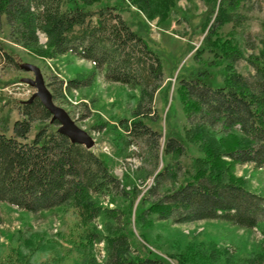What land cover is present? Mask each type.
<instances>
[{"label": "trees", "instance_id": "trees-1", "mask_svg": "<svg viewBox=\"0 0 264 264\" xmlns=\"http://www.w3.org/2000/svg\"><path fill=\"white\" fill-rule=\"evenodd\" d=\"M147 19L163 16L166 0H126ZM245 0H220L213 22L204 36L205 45L194 58L202 68L177 76V95L186 125L181 135H166L162 154L168 161L154 175V183L140 196L138 223L151 225V215L171 223L222 220L253 229L264 223V191L251 190L235 165L251 164L264 172V21L259 46L246 54L237 40L220 33L234 20ZM6 25V40L34 55H71L92 63L89 71L68 80L49 76L46 83L55 102L72 88L91 86L98 71L107 82L137 90L130 118H120L119 127L127 143L135 139L149 144L158 155L160 133L146 121H154V101L164 76L158 52L124 19L118 4L104 0H0V28ZM205 25V24H204ZM43 34L46 42H39ZM248 43V42H247ZM209 53L211 60L201 55ZM246 61L254 72L246 77L236 63ZM0 66L19 68L12 50L0 40ZM219 66L221 82L214 83L207 67ZM19 118L10 130L0 125V202L36 214L55 208L69 211L74 221L62 235L78 260L94 263L93 244L103 242V264H172L168 259L137 246L129 228L131 205L140 195L129 189L91 149L72 142L50 121L51 114L38 98L16 104ZM107 123L94 124L105 129ZM33 135L30 136L33 128ZM195 146L190 164L179 160ZM189 154V153H188ZM165 181L177 186L149 202V194ZM127 200L124 208L102 206L97 197ZM102 218V231L91 224ZM179 264L195 262L182 252ZM55 258V257H53ZM261 259H258L260 261ZM95 261V260H94ZM0 264H34L20 249L8 250ZM46 264V263H44ZM261 264H264L262 260Z\"/></svg>", "mask_w": 264, "mask_h": 264}, {"label": "rangeland", "instance_id": "rangeland-1", "mask_svg": "<svg viewBox=\"0 0 264 264\" xmlns=\"http://www.w3.org/2000/svg\"><path fill=\"white\" fill-rule=\"evenodd\" d=\"M104 1L118 4L124 19L148 40L161 58L164 81L155 96L154 121H146L161 134L158 155L151 153L149 144L135 139L127 143L123 131L119 127L116 130L112 128L120 118H130L136 103L137 90L121 83L107 82L103 71H98L91 86L72 88L67 97L56 103L67 110L76 124L90 134L94 140L91 150L103 159L109 170L126 184L127 189L134 185L140 191V195L131 205L129 219V228L137 246L162 255L172 264H179L183 258L180 253L188 251L193 254L195 262L186 264H261L264 260V223L257 228L244 229L222 220L177 224L157 220L151 215V225L141 227L137 220L141 209L140 196L153 186L155 173L169 160L162 154L165 136H182L183 126L186 125L176 91L177 76L203 67L201 60L194 58V53L205 45L203 39L213 22L220 0H166L170 5L167 13L163 18L157 16L153 19H147L126 0ZM262 21L264 0H245L234 20L224 24L220 33L225 37H233L244 52L249 54L252 50L247 44L259 46L258 39L263 31ZM7 33L8 28L3 24L0 28V40L12 50L19 63L37 65L46 83L52 75L68 80L92 68L91 62L71 55H34L6 40ZM39 42L45 46L46 39L43 34H39ZM201 57L211 60L206 52ZM236 69L246 77L254 72L244 60L236 63ZM207 71L214 83L221 82L219 66H208ZM23 77H32V73L0 66V86L12 90L13 84ZM12 92L0 91V125L8 130L12 122L20 116L16 104L22 96ZM99 122L107 123L106 128L93 129L94 124ZM35 129L36 127L30 136ZM188 147L189 154L185 153L179 159L183 165L190 164L191 154L198 153L192 144ZM234 172L236 176L246 180L251 190L259 193L264 191L262 170L253 168L251 164H243L235 165ZM176 186L177 182L169 181L156 186L149 194V202L146 201L144 206ZM97 201L109 208H124L128 204L127 200L118 196L113 201L106 197H97ZM73 221L72 214L63 208L32 214L0 202V260H4L10 248L16 247L29 256L30 262L34 264H103V242L93 244L94 263H83L78 260L76 251L63 249L69 245L62 240L61 235ZM102 224V218L99 217L91 226L95 231H102Z\"/></svg>", "mask_w": 264, "mask_h": 264}, {"label": "water", "instance_id": "water-1", "mask_svg": "<svg viewBox=\"0 0 264 264\" xmlns=\"http://www.w3.org/2000/svg\"><path fill=\"white\" fill-rule=\"evenodd\" d=\"M19 68L32 73V77H23L21 81L28 83L35 89L33 94L27 100L23 101V103L30 102L33 98H38L51 114L50 121L57 123L59 133L67 136L72 142L91 149L94 145L93 138L86 130L76 124L67 110L55 103L40 68L29 62L19 63Z\"/></svg>", "mask_w": 264, "mask_h": 264}, {"label": "built area", "instance_id": "built-area-1", "mask_svg": "<svg viewBox=\"0 0 264 264\" xmlns=\"http://www.w3.org/2000/svg\"><path fill=\"white\" fill-rule=\"evenodd\" d=\"M13 86L14 87L12 88V90H10L9 87L0 86V91H6L8 93H11L13 91V94L17 93L22 96L20 99L28 98L33 92V89L23 82L14 83Z\"/></svg>", "mask_w": 264, "mask_h": 264}]
</instances>
